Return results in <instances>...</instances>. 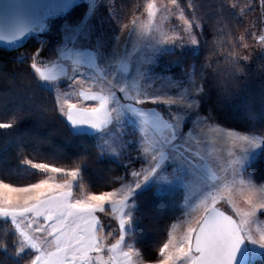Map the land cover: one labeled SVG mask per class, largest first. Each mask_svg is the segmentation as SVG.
Segmentation results:
<instances>
[{"label":"snow or ice","instance_id":"obj_1","mask_svg":"<svg viewBox=\"0 0 264 264\" xmlns=\"http://www.w3.org/2000/svg\"><path fill=\"white\" fill-rule=\"evenodd\" d=\"M5 4L15 6L17 14L5 19ZM171 4L173 18L179 13L181 21L169 29L171 34L145 30L130 8L124 11L121 0L0 4V39L13 49L33 41L31 51L18 55L21 63L30 62L39 92L47 82L52 100L38 104L32 94L21 93L18 109L0 129L19 133L20 122L27 119L42 127L39 133L22 135L23 155V136L34 143L55 139L54 131H48L55 128L51 110L72 137L91 141L83 154L67 157L68 166L27 160L43 174L35 182L16 186L0 179V227L8 226L0 232V250L15 264H104L97 214L106 208L118 216V239L111 249L123 245L126 264H136L133 257L142 254L137 250L139 229L160 221L170 204L175 214L167 216V239L159 248L163 258L143 253L142 264H257L255 258L264 257V223L259 222L264 216V96L258 127L243 132L221 127L224 109L246 95L243 83L213 89L218 73L201 57L206 30L223 25L224 17L202 23L195 3ZM257 7V19L264 24V0H225L220 11L244 23ZM25 8L32 9L31 23L23 15ZM253 27L249 24L247 36L254 37ZM244 38L236 44L246 51ZM259 43L264 57V34ZM165 57L180 69L179 79L158 67ZM218 59L231 61L232 75L245 79L241 64L247 56L233 52ZM209 135L229 145L227 158L202 154L200 145ZM104 162L114 165L104 180L108 190L86 191L82 181L87 170ZM177 223L179 239L167 230Z\"/></svg>","mask_w":264,"mask_h":264},{"label":"trees","instance_id":"obj_2","mask_svg":"<svg viewBox=\"0 0 264 264\" xmlns=\"http://www.w3.org/2000/svg\"><path fill=\"white\" fill-rule=\"evenodd\" d=\"M138 1L121 0L124 8H130ZM224 2L225 0H203L206 23H215L221 16L224 17L223 25L217 23L215 28L206 30V49L203 54L208 62L213 63V68L218 73L212 82L213 89L217 84L229 86L243 83L245 85L246 95L237 97L234 103L224 109L225 123L222 125L246 131L253 125L257 127L260 125L261 98L264 96V57L259 55L255 41L247 40L246 42L251 47V54H249L247 45L245 51L236 44V40L242 36L241 21L227 11L221 14L220 5ZM227 2H232V0H227ZM217 29H219L218 34ZM32 43L33 41L29 40L23 47L16 49L0 47V123L10 122V118L18 109V96L21 93L32 94L33 101L38 104L50 105L52 103L45 85H43L44 91L39 92L28 68L30 62L21 63V57L18 55L26 50L31 51ZM230 52H239L242 57L249 58L241 64V68L246 73L243 81H238L232 75L231 61L218 59L219 56ZM25 84L31 86L24 88ZM250 107L255 111V116L250 111ZM48 115L55 121L54 130L48 129L50 132L54 131L55 139L51 144L34 143L30 136H23V155L20 154L21 145L19 143L22 135L30 131L33 134L39 133L42 127L37 125L35 120L27 119L20 122L19 133L0 129V179L15 185L35 182V179L42 178L43 174L33 171L31 166L26 165L27 160L31 159L33 164L53 163L58 167H64L68 166L67 157L75 158L76 155L83 154L90 147L91 141L72 137L66 126L56 119L57 114L54 111L50 110ZM111 167L114 165L107 162L93 163L82 181L85 190H108L104 187V180ZM166 212L167 214L160 217V221L148 224L147 227L142 225L139 229L137 235L140 243L137 247L141 250L143 257V253H146L148 256L160 259L159 248L167 239L165 236L167 216L175 214V205H168ZM7 227V225L0 227V232L5 231ZM256 261L257 264H264V257H258ZM0 264H15V261L0 250Z\"/></svg>","mask_w":264,"mask_h":264},{"label":"rangeland","instance_id":"obj_3","mask_svg":"<svg viewBox=\"0 0 264 264\" xmlns=\"http://www.w3.org/2000/svg\"><path fill=\"white\" fill-rule=\"evenodd\" d=\"M253 2L258 4L259 0H253ZM183 3H195L197 6L198 18L201 20L202 23H206L203 0H181L182 5ZM165 6H167L169 11H164ZM130 9L135 14L137 20L144 26L145 30L151 28H157V29H161L164 32H168V34H171L169 32V29H171L174 25L181 23V21L179 20V15H180L179 13H175V18H173V14L171 12L172 9L171 0H139L135 5L130 7ZM128 10L129 8H124L125 12H128ZM260 11L261 10L259 9V7H257L252 13H248L245 16L244 23H240L242 36L245 37L243 43L244 45H247L249 47V54H251V50H250L251 47L246 43L247 40L255 41L258 51L261 47L259 43V35L264 34L260 31L261 28H264V24H261L257 19ZM57 22H59V18H57ZM249 24L255 25V27L250 29L253 32L254 37L247 36V31L249 30ZM202 39L206 41V35ZM205 49L206 47L204 44L201 50L202 59H205L203 54ZM169 59H171V57L163 58L160 64L158 65V67L167 69L170 74H175L176 78L179 79L180 69L176 65H169L168 64ZM149 84H151V82H148L147 84L143 85V87L147 88ZM44 85L47 87V82H45ZM159 86L160 85H156V87ZM93 91H95V89H93ZM158 111H162V110L158 109ZM221 127H226V126L221 125ZM200 151L202 152V154H207L209 157L212 158H216V157L227 158L229 154V145H227L225 141L220 140L218 138H214L213 136L209 135L201 143ZM150 179H155V178L153 177ZM16 186H23V185H16ZM236 201L237 203H239L238 194L236 196ZM110 213H111V209L106 208L103 214L100 213L97 214L101 222L99 235L104 237V240L102 241L101 244L102 251L99 253V255L102 258L104 264H126V258L124 257L123 253L127 252L128 249L123 245H118L116 249H111L110 247V245L116 243V240L118 239V236L115 234L118 225V216H116L115 214L109 215ZM259 222L264 223V216H259ZM255 226L256 225H254V227ZM168 232L176 236L177 239H179L182 235L181 225L177 223L175 228H172L171 225H168ZM137 250L141 251L138 247ZM90 255H95V253H91ZM160 256H161L160 258H163L162 254H160ZM258 257L260 256H257L255 259H257ZM133 258L136 261V264H142V261L144 260L142 254L135 256Z\"/></svg>","mask_w":264,"mask_h":264},{"label":"water","instance_id":"obj_4","mask_svg":"<svg viewBox=\"0 0 264 264\" xmlns=\"http://www.w3.org/2000/svg\"><path fill=\"white\" fill-rule=\"evenodd\" d=\"M5 2V0H0V4H3ZM3 7V12H2V15L5 19H8L10 17H13L15 16L17 13H16V8L15 6L13 5H9V4H5L2 6ZM40 15L43 14V9H40L38 10ZM23 15L25 17H28V21L29 23L32 22V9L31 8H25L24 11H23ZM5 34L7 36H14V33L13 32H9L7 29H5ZM8 40L7 39H0V47L2 48H7V49H12L13 47L10 46L8 44Z\"/></svg>","mask_w":264,"mask_h":264}]
</instances>
